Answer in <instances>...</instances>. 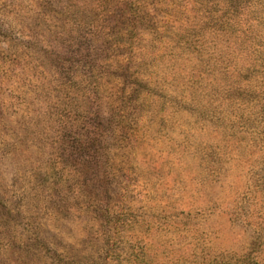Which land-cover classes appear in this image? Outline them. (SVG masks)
<instances>
[{
    "label": "rangeland",
    "instance_id": "rangeland-1",
    "mask_svg": "<svg viewBox=\"0 0 264 264\" xmlns=\"http://www.w3.org/2000/svg\"><path fill=\"white\" fill-rule=\"evenodd\" d=\"M263 184L264 0H0V264L264 263Z\"/></svg>",
    "mask_w": 264,
    "mask_h": 264
},
{
    "label": "trees",
    "instance_id": "trees-1",
    "mask_svg": "<svg viewBox=\"0 0 264 264\" xmlns=\"http://www.w3.org/2000/svg\"><path fill=\"white\" fill-rule=\"evenodd\" d=\"M264 187V184H263ZM264 227L262 225H259L258 230L256 231L257 236L255 237L256 243L258 246L262 245L264 243ZM240 264H264L262 262H259L257 260L256 256H251V254H247L244 256H241L239 258Z\"/></svg>",
    "mask_w": 264,
    "mask_h": 264
}]
</instances>
